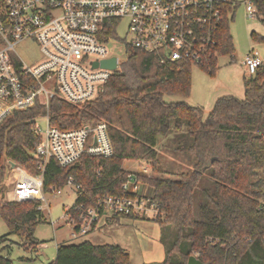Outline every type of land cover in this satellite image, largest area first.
I'll return each mask as SVG.
<instances>
[{"label":"trees","instance_id":"1","mask_svg":"<svg viewBox=\"0 0 264 264\" xmlns=\"http://www.w3.org/2000/svg\"><path fill=\"white\" fill-rule=\"evenodd\" d=\"M255 18L264 25V0H250ZM236 7L224 6L223 23L217 30V45L201 67L209 75L217 70L218 56H232L233 40L229 15ZM107 37L113 31H107ZM255 42L264 38L252 33ZM126 58L111 76L104 91L94 101L72 105L55 98L50 103V125L71 130L104 122L113 148L108 159L83 156L75 165L61 168L53 159L43 172L44 191L61 190L69 179L80 186L75 204L94 205L98 197L120 193L128 171L126 161L150 164L151 176L143 181L152 191L162 214L161 226L184 232L186 250L179 261L168 256L162 264H187L193 250L203 253L204 264H264V66L244 79V99L233 96L218 99L203 120L202 110L185 101L167 102L166 97L187 98L191 90V64L160 65L155 56L126 49ZM41 106L14 112L0 124V199L11 161L39 175V161L33 157L39 139L33 133ZM171 138V139H169ZM184 156L187 172L174 162L165 168L157 149ZM180 169V172L175 171ZM173 170V171H172ZM39 201L0 202V217L8 234L24 247L36 249L35 228L46 222ZM121 219H137L117 216ZM207 238L218 239L206 245ZM0 264H13L0 255ZM50 264H131L128 253L116 245H58Z\"/></svg>","mask_w":264,"mask_h":264},{"label":"built area","instance_id":"2","mask_svg":"<svg viewBox=\"0 0 264 264\" xmlns=\"http://www.w3.org/2000/svg\"><path fill=\"white\" fill-rule=\"evenodd\" d=\"M243 4L246 17L255 18L251 1ZM225 5L238 6L229 0H0V124L14 112L35 106L43 108L41 117L46 123L44 135L37 123L33 130L39 139L33 152L40 163L39 175L25 173L7 161L16 177L11 182L12 201H39L40 211L48 207L46 194L59 195L62 190L44 191L43 172L51 159L65 169L83 156L112 157L104 122L59 130L50 125V103L60 98L82 105L98 98L117 70L94 68L92 63L115 57L109 54V47L117 42L122 19H128L126 49L151 54L160 65L190 62L201 68L217 45L216 33L223 23ZM109 29L113 34L107 37ZM25 40H34L42 57L31 66L14 50ZM242 66L252 77L263 66V60L250 50ZM136 162L138 171L126 173L119 194L98 197L94 205L74 202L66 210L64 219L73 238L87 235L101 222H113L117 216L144 219L152 215L154 221L161 217L152 191L143 181L151 176L150 165ZM67 185H72L76 194L80 190L71 179ZM145 187L150 191L145 192ZM218 243V239H206V245ZM202 256L200 250H193L188 259L203 263Z\"/></svg>","mask_w":264,"mask_h":264},{"label":"rangeland","instance_id":"3","mask_svg":"<svg viewBox=\"0 0 264 264\" xmlns=\"http://www.w3.org/2000/svg\"><path fill=\"white\" fill-rule=\"evenodd\" d=\"M236 3L234 13L229 15V32L233 40L234 53L232 56H218L217 70L209 75L205 69L196 65L191 66V90L187 98L166 97L167 102L185 101L190 106L202 110L203 120H206L213 110L216 101L222 97L233 96L239 100L244 99V79L249 78L245 73L242 62L250 50L258 53L264 66V42H255L251 34L264 38V25L257 18L248 19L245 15L247 0H229ZM128 19L120 21L117 30V42L109 47V54L118 57L120 62L126 58L124 42L128 38ZM3 44L0 42V49ZM15 54L26 65H33L42 57L38 44L34 40H25L15 47ZM40 134L44 135L46 123L43 117L36 120ZM171 139V138H169ZM166 139L158 141V151L165 168H172L175 163L180 164L181 170L187 172L188 160L184 156L174 155L171 149H163ZM149 164V163H148ZM16 165L23 172L27 170ZM150 165V164H149ZM7 171L2 182L4 191L0 202H12V181L16 178L11 174L7 164ZM126 171H138L135 161L123 163ZM173 171V170H172ZM180 172V169H175ZM30 174V173H29ZM18 176V175H17ZM14 182V181H13ZM72 185L64 187L59 195L46 194L48 207L42 213L45 223L38 225L34 230V239L37 241L36 249L23 246V242L16 236H10L8 241L0 240V255L8 258L13 264H50L56 256L58 245H78L90 241L95 245H116L124 249L131 264H162L168 256L179 261L180 252L186 250L184 232L177 234L173 226H161L155 222L152 215L140 219H121L117 222H101L98 230L87 235L71 236L72 229L65 223L64 215L75 200L76 193ZM45 205V203H44ZM106 224V225H105ZM8 234V228L0 217V238ZM178 249L180 252H178Z\"/></svg>","mask_w":264,"mask_h":264},{"label":"water","instance_id":"4","mask_svg":"<svg viewBox=\"0 0 264 264\" xmlns=\"http://www.w3.org/2000/svg\"><path fill=\"white\" fill-rule=\"evenodd\" d=\"M92 66L94 68H97L98 66L102 69H107L110 71H116L118 66H117V58L116 57H112L111 59L108 60H103L100 63L94 62L92 63ZM187 264H203L199 261H196L193 258H189L187 261Z\"/></svg>","mask_w":264,"mask_h":264},{"label":"crops","instance_id":"5","mask_svg":"<svg viewBox=\"0 0 264 264\" xmlns=\"http://www.w3.org/2000/svg\"><path fill=\"white\" fill-rule=\"evenodd\" d=\"M135 163H136V165L138 166V163L135 161ZM123 169L126 171L127 169L125 168V167H123ZM128 172H137V171H128ZM143 190L145 191V192H148V191H150L151 190V188H150V190L147 188V187H145V188H143ZM104 223H110L109 221H107V222H104ZM106 225V224H105ZM99 228H97L96 230H98ZM95 230V231H96ZM95 231H93V232H95ZM90 235V234H89ZM90 242V241H89ZM93 244V243H92ZM95 245V244H94Z\"/></svg>","mask_w":264,"mask_h":264}]
</instances>
